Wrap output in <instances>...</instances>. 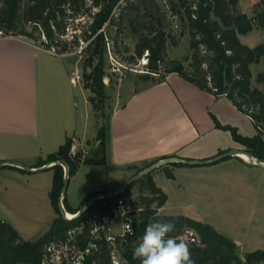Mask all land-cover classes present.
<instances>
[{"label":"trees","instance_id":"1","mask_svg":"<svg viewBox=\"0 0 264 264\" xmlns=\"http://www.w3.org/2000/svg\"><path fill=\"white\" fill-rule=\"evenodd\" d=\"M120 0H3L0 10V33L15 32L20 36H28L27 27L32 26L39 35H44L49 45H56L61 53H66L68 45L78 44L81 37L74 34V41L67 42L61 38L67 35L73 23L86 21L82 33L87 47L82 52L88 53L86 60L84 83L85 88L92 95L89 103L92 106L96 120L97 137L100 147L90 155L83 151L72 153L74 141L68 139L60 150L51 155L42 164H55L51 167L54 172L53 188L50 198L55 211L60 215L59 200L62 197L64 186V169L56 163L64 160L69 168V176H73L81 166L106 165L108 153V129L101 120L107 119L105 107L107 106L106 77L104 71L106 53V28L115 25L114 12ZM172 10L180 17L182 25L187 27L190 35V47L193 52L190 60L191 71L186 67L190 60H168L166 46L169 36L161 22L146 25L147 34L139 38L136 47V56L148 55L147 74H141L143 84L163 81L171 75H178L200 89L217 97L226 95L239 112L248 116L254 122L258 134L253 138L243 137L236 128L217 126L232 133L233 139L246 147V151L260 162L264 163V92L252 86L251 66L257 65L264 58V44L251 48L243 44L239 35H247L255 28L264 30V0H258L253 8L254 16L248 17L239 11V0H170ZM139 11V6L134 8ZM95 10H97L95 12ZM139 17V16H137ZM149 18L150 14L146 13ZM130 26L135 31V19H130ZM90 42V43H89ZM97 65L94 66V63ZM87 72L88 67H92ZM258 83L264 82V74L257 79ZM92 146V140L87 141ZM156 163L149 164L143 171ZM174 167L185 166L183 163L173 164ZM166 177L174 180L171 171L166 172ZM138 183V182H137ZM131 185L119 197L114 199H101L89 206L87 212L75 221H68L63 216L58 217L49 233L30 243L21 240L19 234L10 224L0 218V264H37L42 256L43 248L54 239L63 238L66 231L77 226L86 217L99 213L111 215V207L122 198L132 196ZM139 183L141 192L146 190L149 197L141 196V201L146 205V212L137 228V233L132 238L124 251L126 264H140L133 259V250L140 243L146 226L150 222L173 221L175 231L171 237L180 239L186 228L194 230L200 238V243L189 242L192 259L195 264H264V251L248 253L245 260L239 255L238 246L230 238L218 233L212 226L186 216H161L159 209L163 208L168 197L157 188L151 175H146ZM96 195L88 196L83 207ZM66 212L72 215L80 210H72L64 198ZM156 205V206H155ZM99 264H111L104 255Z\"/></svg>","mask_w":264,"mask_h":264},{"label":"crops","instance_id":"2","mask_svg":"<svg viewBox=\"0 0 264 264\" xmlns=\"http://www.w3.org/2000/svg\"><path fill=\"white\" fill-rule=\"evenodd\" d=\"M257 1L252 0L250 7ZM70 57L48 54L21 37H0V164L14 163L34 170L47 167L49 172L54 164L41 165L68 139L74 141L72 153L76 152V142L95 139V132L88 131L89 110L80 118L75 91L78 83L73 82L77 63L73 66ZM109 121L107 164L119 170L124 179L112 183L107 192H115L154 162L174 161L164 167L174 174L175 182L178 170L197 166L173 164L209 161L233 149L246 151L230 131L217 124L236 128L247 138L258 134L252 119L239 112L226 95L217 97L178 75L146 83L130 94L126 103L114 107ZM228 159L201 170L213 174L216 194L239 184L252 189L249 168L255 164L241 156ZM157 170L152 179L169 201L168 191L157 181ZM0 171L22 179L45 172L31 174L12 165L0 167ZM94 193L86 195L83 202ZM164 209L158 214L170 216L163 214Z\"/></svg>","mask_w":264,"mask_h":264},{"label":"rangeland","instance_id":"3","mask_svg":"<svg viewBox=\"0 0 264 264\" xmlns=\"http://www.w3.org/2000/svg\"><path fill=\"white\" fill-rule=\"evenodd\" d=\"M173 1L177 2V0ZM251 1L241 0V5L238 6L239 11L248 17L254 16L253 8L256 4L250 7ZM136 6H139V11L134 9ZM2 7L3 0H0V10ZM146 13L150 14L149 18L145 17ZM114 14L115 25L106 28L107 47L103 68L106 75L104 83L106 85L105 114L107 119L101 120L102 125L110 123L109 118L114 107L126 103L130 94L145 87L140 76L147 74L146 68L142 65L147 52L140 58L135 54L140 36L148 33L146 25L156 24L159 21L165 27L169 36L166 46L168 60L183 61L187 58L190 60L193 54L189 31L182 25L180 17L172 10L170 0H120ZM131 18L135 19L137 31L130 26ZM87 21L73 23L72 27L67 29L69 38L72 34H78L81 37L78 39V44L73 42L68 45L66 54L71 56L69 62L73 66L77 63L74 72H78L81 76L75 89L80 118H85L89 110L91 115L88 131L95 132L97 137V128L92 127L93 123L95 124V117L92 115V107L88 102L92 93L84 87L85 65L89 54L79 53L80 47L88 44L82 35ZM27 34L28 36H20L15 32H5L4 35L0 33V37H21L38 46L42 44V36L32 26L27 27ZM239 38L243 44L255 48L264 44V30L255 28L247 35H239ZM190 62L191 60L186 63V67L191 71ZM95 65L97 62L94 63ZM114 69L121 71L114 73ZM92 70L93 66L87 68V72ZM251 72L253 88L264 92V82L258 83L257 81L258 77L264 74V58L259 64L251 66ZM95 139L92 140V146H88L85 141L76 142V152L83 151L86 156H92L93 152L100 147ZM205 168L207 167L197 166L180 169L178 170L179 178L175 182L166 179L165 174L170 171L167 167L156 171L158 183L162 184L170 196L167 206H164L163 214L186 216L209 224L218 233L236 243L243 260L248 253L264 251V167L250 165L249 174L253 176L254 181L252 189L241 187L239 184L237 188L222 189L217 194L213 174L209 175L210 173L201 171ZM152 174L153 172L149 175L152 177ZM26 176V179H22L18 175L14 176L0 171V218L7 221L17 231L22 241L34 243L49 233L54 221L60 215L62 216V212L59 215L55 211L50 198L54 173L45 171L38 175ZM122 179H124L123 174L108 164L82 166L69 179L65 195L67 204L74 210L82 209L86 195L94 192H107L112 183L117 184ZM132 195L136 200H141L142 195L149 197L150 193L146 190L141 192V184L138 182L132 188ZM61 199L62 197L59 205Z\"/></svg>","mask_w":264,"mask_h":264},{"label":"built area","instance_id":"4","mask_svg":"<svg viewBox=\"0 0 264 264\" xmlns=\"http://www.w3.org/2000/svg\"><path fill=\"white\" fill-rule=\"evenodd\" d=\"M61 39H68L65 41L73 42L74 34H72L71 38L66 35ZM83 45H85V42H83ZM87 45L80 47V54ZM39 47L42 51L54 56L67 55L66 53H61L60 48L55 44L49 45L44 35H42V44ZM148 55L149 53L147 52L146 59L143 60L142 64L145 68L149 62ZM123 69L126 70L125 67ZM120 71L119 69L113 70L114 73ZM131 71L136 72V70L132 69ZM80 80L81 76L75 74L74 84ZM88 208L86 205L81 210L85 214ZM146 209V205L141 200H136L133 195L120 199L116 205L111 207V215L99 213L90 215L77 226L68 229L63 238L54 239L46 244L37 264H99L104 255L109 258L111 264H126L127 260L124 256V251L128 242L136 236L137 228ZM74 216L76 217L77 214ZM68 221L75 220L68 218ZM180 238L192 243H200L197 233L190 228H186ZM124 243L126 244L125 247H123Z\"/></svg>","mask_w":264,"mask_h":264},{"label":"clouds","instance_id":"5","mask_svg":"<svg viewBox=\"0 0 264 264\" xmlns=\"http://www.w3.org/2000/svg\"><path fill=\"white\" fill-rule=\"evenodd\" d=\"M175 228L171 220L150 222L133 250V259L140 264H195L189 242L169 235Z\"/></svg>","mask_w":264,"mask_h":264},{"label":"water","instance_id":"6","mask_svg":"<svg viewBox=\"0 0 264 264\" xmlns=\"http://www.w3.org/2000/svg\"><path fill=\"white\" fill-rule=\"evenodd\" d=\"M242 155H246L248 156V158L250 159V161L255 164V165H258V166H261V167H264V163L258 161V160H255L254 157L248 153L247 151H244V150H237V149H233V150H230L228 152H226L225 154L223 155H220L212 160H209V161H188V162H182L186 165H189V166H210V165H214V164H217L219 162H222L228 158H232V157H239V156H242ZM174 161L170 160V161H163V162H159L153 166H151L150 168H147L146 170L140 172L139 174H136L135 176H133L132 178H130L129 180H127L118 190H116L115 192H104V193H98L96 194L87 204V206H91L92 204H94L95 202H97L98 200H101V199H114L116 197H119L123 192H125L131 185L139 182L142 178H144L146 175H149L151 174L152 172H154L155 170L161 168L162 166L164 165H167V164H171L173 163ZM57 165H60L63 167V169L65 170V177H64V186H63V193H62V199H61V202H60V209H61V212H62V216L68 220L67 218V212L65 210V207H64V204H63V200L65 198V195H66V192H67V189H68V185H69V179H70V176H69V168H68V165L67 163L64 161V160H61L59 162L56 163ZM9 165H12V166H15V167H20L22 169H24L26 172L28 173H31V174H34V173H40V172H43L47 169V167H44V168H41V169H37V170H34V169H30V168H26L24 166H20L18 164H14V163H2L0 164V167H4V166H9ZM55 165V164H54ZM84 214V211L81 210L78 212L77 216L75 218H73L72 220H77L79 219L81 216H83ZM126 244L124 243L123 244V247H125Z\"/></svg>","mask_w":264,"mask_h":264},{"label":"bare ground","instance_id":"7","mask_svg":"<svg viewBox=\"0 0 264 264\" xmlns=\"http://www.w3.org/2000/svg\"><path fill=\"white\" fill-rule=\"evenodd\" d=\"M241 157L244 158L245 160H250V159L248 158V156H246V155H242ZM67 218H69V219H73V218H75V216L72 215V214H70V213H67Z\"/></svg>","mask_w":264,"mask_h":264}]
</instances>
